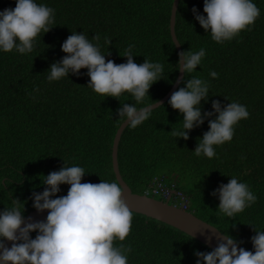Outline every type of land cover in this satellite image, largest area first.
Segmentation results:
<instances>
[{"label": "trees", "instance_id": "1", "mask_svg": "<svg viewBox=\"0 0 264 264\" xmlns=\"http://www.w3.org/2000/svg\"><path fill=\"white\" fill-rule=\"evenodd\" d=\"M35 2L54 9L53 28L36 37L30 53L0 50V211L19 199L22 212L25 204L24 216L34 209L33 192L46 187L44 176L64 162L84 168L82 183H119L112 150L124 121L117 109L124 103L140 108L159 101L180 72L170 28L174 0ZM252 2L260 10L254 25L223 43L215 42L194 17L193 8L206 15L204 0H179L176 12L175 32L182 50L195 53L203 48L206 53L196 70L184 73L177 90L184 80L205 81L209 97L201 101L202 113L213 111V100L222 106L245 105L250 116L234 126L233 139L214 145L213 158L196 156L199 139L209 130L208 119L189 132L188 140L173 136L172 129L183 130V115L171 108L169 98L135 129L127 125L118 150L121 175L133 192L145 194L155 176L176 182L189 197L190 211L250 251L253 227L264 231V0ZM15 6L16 0H0V11ZM72 32L84 33L93 44L98 34L101 54L116 64L126 63L123 55L132 45L137 64L146 58L163 65L162 79L140 104L129 93L117 99L95 93L87 86V69L50 82V65L66 55L61 46ZM213 71L218 78L210 75ZM231 178L246 183L257 201L230 218L219 212L220 201L211 193ZM69 187L60 185L57 196L67 195ZM30 235L34 239L37 233ZM121 245L132 249L126 253L128 264H196L195 251L213 250L170 224L133 211L130 234L114 241L115 247Z\"/></svg>", "mask_w": 264, "mask_h": 264}, {"label": "clouds", "instance_id": "2", "mask_svg": "<svg viewBox=\"0 0 264 264\" xmlns=\"http://www.w3.org/2000/svg\"><path fill=\"white\" fill-rule=\"evenodd\" d=\"M203 12L206 15L193 8L195 19L217 43L250 30L260 16V10L252 0H204ZM54 23V9L37 4L35 0H16L14 9L0 11V50L30 53L36 37L42 31L44 34L50 31L53 28L50 25ZM92 39L97 43L90 42L84 33L72 32L61 46L66 55L50 65L48 80L56 81L69 73L79 75L81 69H87L90 77L87 86L95 93L116 99L129 93L137 104L142 103L151 86L162 79L163 65L146 58L142 64H137L132 45L123 55L127 58L126 63L106 61L100 52L99 35L95 34ZM105 42L111 44L107 38ZM205 54L203 48L195 53L181 51L176 64L178 71L192 73ZM210 75L218 78L215 71ZM183 83L184 86L173 92L168 100L171 108L183 115V130L172 129L170 133L188 140L189 132L208 119L209 130L199 139L194 153L213 158L216 155L213 146L230 142L234 126L240 120L248 119L250 113L238 102L222 106L219 100L212 101V112L202 113L200 105L202 100H208L209 85L195 77ZM155 108H158L157 102L140 108L124 103L117 112L120 119L135 129ZM213 116L215 118L210 119ZM84 175V168L69 167L64 162L58 171L44 176L42 184L46 187L43 192L32 194L33 208L48 213L43 221H33L31 217L26 220L25 204L22 212L19 199H13L11 207L0 211V264H128L126 253L132 251L131 247L114 246L115 240L126 239L132 226V211L123 198V189L117 182L104 180L82 183ZM62 184L70 186L67 195L57 196ZM211 194L220 201L219 212L230 218L257 201L249 186L237 178L220 184ZM253 230L256 233L251 237L254 251L239 247L234 237L223 234L212 251L194 252L196 264H264V231L254 227ZM32 232L37 233L34 239L30 235ZM5 240L12 242L10 248Z\"/></svg>", "mask_w": 264, "mask_h": 264}, {"label": "water", "instance_id": "3", "mask_svg": "<svg viewBox=\"0 0 264 264\" xmlns=\"http://www.w3.org/2000/svg\"><path fill=\"white\" fill-rule=\"evenodd\" d=\"M178 4H179V0H174V4L172 7L170 28H171L173 41L178 49V52L180 53L183 50L181 43L175 32V21H176V12L178 8ZM183 77H184V73L180 71L177 81L174 83L172 88L163 98L157 101V107L165 103L170 98L171 94L177 90ZM126 127H127V122H123L119 126L116 132L113 142L112 158H113L114 172L116 174L119 184L123 189V198L125 199L129 209L133 212L142 213L148 217H152L156 220L170 224L180 229L181 231L189 234L195 239L199 240L208 247L214 249L220 242V238L222 237V235L225 234L218 227L200 218L194 212L186 210L182 207L175 206L169 203L167 200L163 201L161 199L150 197L145 194L133 192L131 187L123 179L119 167L118 150H119V143L121 140L122 133ZM47 214H48L47 211L40 213L37 212L36 209H33L28 214L25 215V219L27 220V218L31 217L33 221H43L46 219ZM4 242L9 248L11 247L12 244L11 241L5 240ZM238 245L239 247H243L244 249L248 250L240 243H238Z\"/></svg>", "mask_w": 264, "mask_h": 264}, {"label": "built area", "instance_id": "4", "mask_svg": "<svg viewBox=\"0 0 264 264\" xmlns=\"http://www.w3.org/2000/svg\"><path fill=\"white\" fill-rule=\"evenodd\" d=\"M145 195L172 201L174 204L179 203L184 208H187V205L180 202L182 199L187 198L184 191L178 187L176 182L167 181L163 176H155L149 182Z\"/></svg>", "mask_w": 264, "mask_h": 264}, {"label": "rangeland", "instance_id": "5", "mask_svg": "<svg viewBox=\"0 0 264 264\" xmlns=\"http://www.w3.org/2000/svg\"><path fill=\"white\" fill-rule=\"evenodd\" d=\"M182 204H185V205H187L188 206V208H190V200H189V197L188 198H185V199H182L181 201H180ZM193 210V209H192Z\"/></svg>", "mask_w": 264, "mask_h": 264}]
</instances>
